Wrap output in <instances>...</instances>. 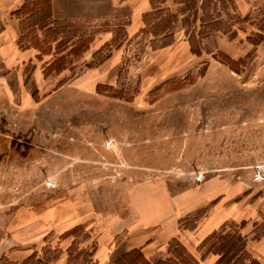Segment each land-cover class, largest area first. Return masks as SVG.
<instances>
[{"label": "rangeland", "instance_id": "rangeland-1", "mask_svg": "<svg viewBox=\"0 0 264 264\" xmlns=\"http://www.w3.org/2000/svg\"><path fill=\"white\" fill-rule=\"evenodd\" d=\"M53 1L48 31L40 14L18 18L32 62L0 67V257L49 248V264H109L132 246L147 261L214 264L197 244L241 223L264 264V44L248 40L264 0H240V13L216 2L220 29L197 35L198 56L178 25L154 53L149 26L126 35L121 4ZM58 41L75 45L61 62Z\"/></svg>", "mask_w": 264, "mask_h": 264}, {"label": "trees", "instance_id": "trees-1", "mask_svg": "<svg viewBox=\"0 0 264 264\" xmlns=\"http://www.w3.org/2000/svg\"><path fill=\"white\" fill-rule=\"evenodd\" d=\"M163 1V0H162ZM175 4H181L183 6L182 17H178L176 14L171 13L167 9H159L153 5L154 0H149L151 5V11L145 13V16H152L148 22L143 18L144 27L140 28L139 32H142L145 27H148L147 33L152 38L150 39V45L152 48H160L169 45L172 42L173 29L177 25L180 26L187 36V42L189 44V50L194 55H199L201 48L197 47L195 38L197 35L201 36L203 33L207 34L210 30H219L218 26H214L218 23L219 15L216 8V2L221 3L223 0H172ZM211 6V7H209ZM51 8L50 0H24V2L14 10L12 13L19 18L22 15H36L40 14L39 18L34 22L39 28H45L46 31L52 28L50 23L42 22V20L49 18V11ZM213 12L215 16H213ZM48 13V14H47ZM157 17H159L157 19ZM243 20V19H242ZM20 22V21H19ZM197 22L199 23L197 25ZM51 26V27H50ZM223 33L228 32V28H222L220 30ZM264 27H259L258 32L249 34V42L253 45L258 43L264 44ZM232 35V33H231ZM229 35V37H231ZM153 41H159L155 44ZM37 47L36 45H33ZM61 41L56 42L54 45L53 54L58 55L53 61H62L65 57L74 53L75 45H72L67 52H62ZM103 59H100L102 61ZM52 61V62H53ZM227 64H229L227 62ZM230 65V64H229ZM226 223L221 224L218 228L212 230L196 246L197 251H202L201 256L207 254L215 255L214 264H260V262L251 257V254L245 248L246 236L240 233L241 223L239 225H233L231 231H226ZM174 244L179 247L178 242L175 238L169 240L167 246ZM50 253L49 257L46 256ZM172 252V251H171ZM168 251V253H171ZM42 254L38 256L35 252L30 253L20 261H10L0 257V264H49L52 260H55L59 253L57 250L44 249ZM178 256V251L175 253ZM200 256V257H201ZM203 256V257H204ZM109 264H197L196 260L184 262L179 261L180 257L167 259V260H155L147 261L142 257L140 250L130 249L128 251H120L111 253ZM246 258L248 261L246 262ZM70 259L66 260L68 263Z\"/></svg>", "mask_w": 264, "mask_h": 264}, {"label": "crops", "instance_id": "crops-1", "mask_svg": "<svg viewBox=\"0 0 264 264\" xmlns=\"http://www.w3.org/2000/svg\"><path fill=\"white\" fill-rule=\"evenodd\" d=\"M53 1V0H51ZM234 4V10L237 13H240L242 8L240 0H232ZM24 2V0H0V67L11 68L19 65H23V62L31 61L34 58V51L31 48L21 50L17 47L16 36L18 29V18L12 13L14 10L19 8V6ZM54 3L56 1H53ZM110 5L113 6L114 3L121 4L128 9L129 16L128 22L125 25L126 35L134 34L138 29L143 27L142 14L151 11V5L149 0H110ZM169 3L170 6L177 7L181 14L183 13V6L181 4H175L172 0H163V4ZM167 8V7H166ZM164 8V9H166ZM62 11V8L60 9ZM171 13L175 14L169 10ZM217 11H219L217 9ZM108 32H105L103 36V43L108 41L109 35H106ZM185 40L183 43L187 44ZM174 42L172 41L169 45L157 48L153 52L155 53L159 49H163L171 46ZM102 44V43H101ZM112 56V55H111ZM111 56L109 58H111ZM107 58L106 60H108ZM105 60V61H106ZM37 76L36 73L33 74ZM134 247H127L125 250L128 251ZM143 250V247H142ZM214 261V259L212 260Z\"/></svg>", "mask_w": 264, "mask_h": 264}]
</instances>
